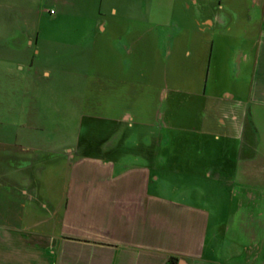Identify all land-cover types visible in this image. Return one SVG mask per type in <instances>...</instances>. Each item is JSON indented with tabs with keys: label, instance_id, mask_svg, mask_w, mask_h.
<instances>
[{
	"label": "crops",
	"instance_id": "0c3cea01",
	"mask_svg": "<svg viewBox=\"0 0 264 264\" xmlns=\"http://www.w3.org/2000/svg\"><path fill=\"white\" fill-rule=\"evenodd\" d=\"M163 2L164 34L144 40L140 29L98 23L95 52L119 53L128 67L125 56L135 58L124 76L109 70L111 57L107 71L97 57L90 64L103 81L100 126L76 141H0V264H264V0ZM144 46L146 83L159 50L184 68L169 80L183 86L147 110L136 89ZM32 60L16 68L31 71Z\"/></svg>",
	"mask_w": 264,
	"mask_h": 264
},
{
	"label": "rangeland",
	"instance_id": "374dc122",
	"mask_svg": "<svg viewBox=\"0 0 264 264\" xmlns=\"http://www.w3.org/2000/svg\"><path fill=\"white\" fill-rule=\"evenodd\" d=\"M37 1L9 0L7 3L2 0L0 3V25L9 22L13 30L11 33L8 31L11 35L8 43H4L3 36L0 42V141L26 144H48L49 139L55 138L76 141L77 136L86 137L87 128L91 124L100 126V117L104 115L102 98L99 97L103 91V81L94 83L98 68L90 66L95 57L101 65L99 69L104 71L108 70V64L104 63L102 67L103 59L111 57L109 70L115 76H124L123 73L129 74V70L135 68L132 52L124 58L128 64L130 61L128 67L127 64L122 65L119 53L111 56L104 53L103 56L102 51L93 50V43L103 40L100 30H97L98 23L106 21L109 26L140 29L145 40L150 29L164 34L165 29L172 28V20L166 13L169 3L163 2L165 0ZM113 6L117 9L116 16L110 12ZM36 29L39 35L36 34L38 40L35 42ZM28 31L34 39L31 48L24 43ZM34 47L39 52H35ZM141 52L143 82L136 85L139 95L137 99L140 101L139 107L147 110L150 105L157 107L156 99L164 90L183 86L182 83L169 80L170 77L183 74L181 71L184 68L183 62L180 65L174 62L171 64L168 52L159 50L155 76L151 83H146L145 80L150 76L152 63L149 61L152 62L153 52L145 50V46ZM31 55L34 61L31 71L27 67L16 68V61L20 60V64L24 65L23 59L29 61ZM44 65L51 70L48 80L39 79L40 69ZM7 73L11 75L3 77ZM158 109L161 111L160 106ZM92 116L95 120L90 122ZM143 117V120H147L149 116ZM150 118L152 121L156 119L153 115ZM162 122L160 118L158 124ZM176 133L178 138L184 135V132ZM98 134L100 136L96 134V137L99 139L102 134ZM182 149L179 148L180 152ZM186 181L193 183L194 180Z\"/></svg>",
	"mask_w": 264,
	"mask_h": 264
},
{
	"label": "trees",
	"instance_id": "16d2710c",
	"mask_svg": "<svg viewBox=\"0 0 264 264\" xmlns=\"http://www.w3.org/2000/svg\"><path fill=\"white\" fill-rule=\"evenodd\" d=\"M173 259H174V258H171V259H170V262H173Z\"/></svg>",
	"mask_w": 264,
	"mask_h": 264
}]
</instances>
